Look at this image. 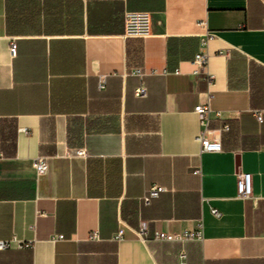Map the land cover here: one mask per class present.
Here are the masks:
<instances>
[{"label": "crops", "instance_id": "obj_1", "mask_svg": "<svg viewBox=\"0 0 264 264\" xmlns=\"http://www.w3.org/2000/svg\"><path fill=\"white\" fill-rule=\"evenodd\" d=\"M128 10L149 36L124 35ZM208 94L218 152L196 140ZM0 154V264H264V0H0Z\"/></svg>", "mask_w": 264, "mask_h": 264}, {"label": "built area", "instance_id": "obj_2", "mask_svg": "<svg viewBox=\"0 0 264 264\" xmlns=\"http://www.w3.org/2000/svg\"><path fill=\"white\" fill-rule=\"evenodd\" d=\"M150 34V17L149 13L146 11H125L124 13V35L127 37L145 38ZM9 52L11 55L15 54L16 44L14 40L9 42ZM207 53L198 52L195 55L194 62L200 67H205L207 63ZM134 73L140 78V83L134 90V95L136 97H145L147 94L146 87L142 81V76L144 75V70L142 68H136ZM207 77L208 74H207ZM103 81H99L98 87L101 89L103 87ZM210 98L211 94H208L207 100L203 103L194 106V111L200 116V122L202 127L196 135V140L200 145V152H218L221 150L220 133L222 131L228 130V124H224L218 129H212L208 127V117L211 112L210 108ZM215 115L219 116L220 112L216 111ZM257 119L261 120L260 113H256ZM69 155V154H68ZM73 155L85 156V151L83 149H77L74 151ZM1 156V154H0ZM32 166L35 169L36 174H43L48 167L47 160L44 156H36L32 160ZM199 170H194L198 172ZM236 193L237 196L241 198H247L251 195V181L250 174L243 171L236 172ZM165 188L159 185H153L149 187L142 196V201L148 204L150 200L157 197L158 194L164 191ZM211 212L219 216V211L216 208H212ZM123 232L122 228H119L117 235L120 236ZM135 235L142 241L148 240V233L145 225L141 222L139 226L134 230ZM97 237L96 232H91L89 238L95 239ZM56 238H63L62 234H57ZM152 239L160 241H179L184 242L187 240H194L202 238L201 225L198 224L193 230H182L181 232H165L160 230H155L152 234ZM9 246L7 240H0V249ZM186 253L184 249H181L178 253V264H186L185 262Z\"/></svg>", "mask_w": 264, "mask_h": 264}]
</instances>
